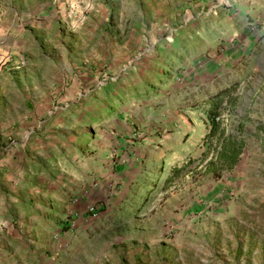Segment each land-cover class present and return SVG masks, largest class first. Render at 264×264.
I'll return each instance as SVG.
<instances>
[{
  "label": "rangeland",
  "instance_id": "374dc122",
  "mask_svg": "<svg viewBox=\"0 0 264 264\" xmlns=\"http://www.w3.org/2000/svg\"><path fill=\"white\" fill-rule=\"evenodd\" d=\"M21 10L25 47L0 55L5 264H264V0ZM227 86L208 135L203 97ZM223 134L243 145L213 177Z\"/></svg>",
  "mask_w": 264,
  "mask_h": 264
},
{
  "label": "crops",
  "instance_id": "0c3cea01",
  "mask_svg": "<svg viewBox=\"0 0 264 264\" xmlns=\"http://www.w3.org/2000/svg\"><path fill=\"white\" fill-rule=\"evenodd\" d=\"M26 1L28 0H0V55L7 51L10 53L12 51V53H14L15 48L20 52V50L22 48L24 49L25 47L24 43L28 37V31L23 30L22 19L23 16H27V13L21 10V6L22 4H25ZM0 59H2V56H0ZM30 225V227L26 228L27 233L34 235L37 240H39L40 238H46L47 240H49L48 237H51L52 233L51 223L44 222L42 224H35V222L32 221ZM16 230L17 228H13L12 225L11 228H8L6 230L9 232L8 238L10 240H13L15 236H18ZM1 235L2 234H0V239L4 241V246H9L10 249H12L5 253L8 254L4 255L6 257H3V259H1L2 263L5 264L4 259H8L17 255L16 251H18L17 248H20V243L16 242V244H10V242H8V238ZM31 252L35 253V251ZM22 253L25 254L28 252L26 251ZM19 257L22 258V256ZM49 259L50 258H48L45 264H48L51 261Z\"/></svg>",
  "mask_w": 264,
  "mask_h": 264
},
{
  "label": "trees",
  "instance_id": "16d2710c",
  "mask_svg": "<svg viewBox=\"0 0 264 264\" xmlns=\"http://www.w3.org/2000/svg\"><path fill=\"white\" fill-rule=\"evenodd\" d=\"M230 89L231 88L227 86L220 89L214 95H206L203 97L204 102L207 103L209 107L207 112L210 125L208 135H213L218 126V121H215L214 118L217 110L221 106L220 97L229 93ZM237 133H239V130ZM221 138V141L223 142L219 144L218 149L215 148V153L210 156L206 163L209 167L208 173H210L213 177L220 176L217 165H221L225 168H231L234 165L243 145L242 140H238V136H234L232 134H223ZM202 156H206V153H204ZM179 169L180 168H177V170Z\"/></svg>",
  "mask_w": 264,
  "mask_h": 264
},
{
  "label": "built area",
  "instance_id": "2783aa9c",
  "mask_svg": "<svg viewBox=\"0 0 264 264\" xmlns=\"http://www.w3.org/2000/svg\"><path fill=\"white\" fill-rule=\"evenodd\" d=\"M94 209H93V207L91 206V207H89L88 209H87V211L89 212V213H92V211H93Z\"/></svg>",
  "mask_w": 264,
  "mask_h": 264
}]
</instances>
